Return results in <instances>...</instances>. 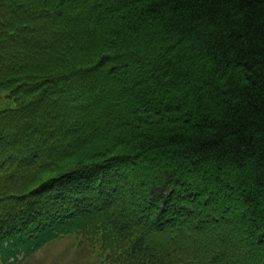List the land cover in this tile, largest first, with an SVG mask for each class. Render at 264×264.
<instances>
[{
	"label": "trees",
	"instance_id": "trees-1",
	"mask_svg": "<svg viewBox=\"0 0 264 264\" xmlns=\"http://www.w3.org/2000/svg\"><path fill=\"white\" fill-rule=\"evenodd\" d=\"M68 239L264 264V0H0V264Z\"/></svg>",
	"mask_w": 264,
	"mask_h": 264
},
{
	"label": "rangeland",
	"instance_id": "rangeland-1",
	"mask_svg": "<svg viewBox=\"0 0 264 264\" xmlns=\"http://www.w3.org/2000/svg\"><path fill=\"white\" fill-rule=\"evenodd\" d=\"M94 248L97 254L82 248V251L75 252L72 239H68L63 245L58 242L41 250L39 254L29 259V264H107L102 262L106 255L105 252L100 253L97 246ZM68 251L71 253H65Z\"/></svg>",
	"mask_w": 264,
	"mask_h": 264
}]
</instances>
